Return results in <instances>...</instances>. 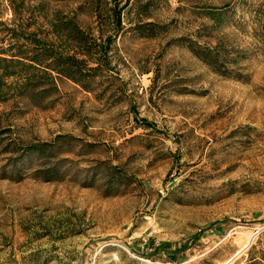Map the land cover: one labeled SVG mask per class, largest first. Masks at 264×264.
Returning a JSON list of instances; mask_svg holds the SVG:
<instances>
[{"label": "rangeland", "instance_id": "rangeland-1", "mask_svg": "<svg viewBox=\"0 0 264 264\" xmlns=\"http://www.w3.org/2000/svg\"><path fill=\"white\" fill-rule=\"evenodd\" d=\"M13 1L16 16L0 0V50L12 19L40 35L56 15L96 31L87 0ZM263 1L139 0L148 17L131 10L130 25L153 36L117 39L93 92L57 78L27 99L1 77L0 143L53 144L64 176L3 173L0 156V264H264ZM201 48L224 55L221 72Z\"/></svg>", "mask_w": 264, "mask_h": 264}, {"label": "trees", "instance_id": "trees-1", "mask_svg": "<svg viewBox=\"0 0 264 264\" xmlns=\"http://www.w3.org/2000/svg\"><path fill=\"white\" fill-rule=\"evenodd\" d=\"M87 1L95 9L96 31L91 26L82 27L74 17L56 15L49 23L46 34L40 35L36 23H16V20L12 19L11 26L6 29L11 41L6 49L0 50V79L18 76L20 82L16 83L15 88L19 96L27 99L34 98L36 94L44 95L52 87L56 88L57 78L70 80L85 91L93 92L100 74L109 69L110 52L117 39L127 32H151L148 36H153V23L138 20L134 25H130L128 19L131 10L140 18L148 17L151 3H141L139 0ZM7 2L16 16L14 1ZM257 11L261 21H258L255 31L264 33V9L262 12ZM206 13L212 21L221 22V14L213 7L207 9ZM101 22L102 28L98 26ZM0 26L4 24L0 22ZM193 53L215 72H221V66L225 67L224 55L214 54L208 48H201ZM1 85L0 82V92ZM141 120L142 126L151 127L145 119ZM54 148L53 144L46 142L26 144L17 148L0 143V156L11 154L3 157L5 163L1 170L5 173L6 170H14L16 167L34 166L31 175L37 180L50 182L61 179L64 173L61 172L59 161H54L57 157ZM115 169L112 166L102 174L105 183L111 185L110 187L121 185V177L113 172Z\"/></svg>", "mask_w": 264, "mask_h": 264}, {"label": "bare ground", "instance_id": "bare-ground-1", "mask_svg": "<svg viewBox=\"0 0 264 264\" xmlns=\"http://www.w3.org/2000/svg\"><path fill=\"white\" fill-rule=\"evenodd\" d=\"M250 236V235H249ZM246 246V245H245ZM244 247V246H243ZM240 252H242V251H240ZM239 254V253H238ZM236 255V254H235ZM236 257V256H235Z\"/></svg>", "mask_w": 264, "mask_h": 264}]
</instances>
